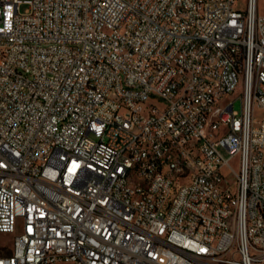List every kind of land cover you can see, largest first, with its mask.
Masks as SVG:
<instances>
[{"label": "built area", "instance_id": "2783aa9c", "mask_svg": "<svg viewBox=\"0 0 264 264\" xmlns=\"http://www.w3.org/2000/svg\"><path fill=\"white\" fill-rule=\"evenodd\" d=\"M244 2L0 0V264H264Z\"/></svg>", "mask_w": 264, "mask_h": 264}, {"label": "rangeland", "instance_id": "374dc122", "mask_svg": "<svg viewBox=\"0 0 264 264\" xmlns=\"http://www.w3.org/2000/svg\"><path fill=\"white\" fill-rule=\"evenodd\" d=\"M24 1V0H23ZM260 1V6H263V0H259ZM30 6L29 3L27 2H23V4L21 5V11H25L26 9H28ZM238 6L245 8V2L244 0H238ZM237 95H239L237 92L231 93V99H234V108L237 110H241L242 108V100L241 98L237 97ZM263 115V111L256 107L255 108V116L260 119ZM231 164L237 168V156L234 157L231 160ZM229 181L232 183L234 181V177L230 176ZM21 228L20 225H18V229ZM12 240H13V234L11 233H7V232H0V253L2 254H8L11 252V246H12Z\"/></svg>", "mask_w": 264, "mask_h": 264}]
</instances>
